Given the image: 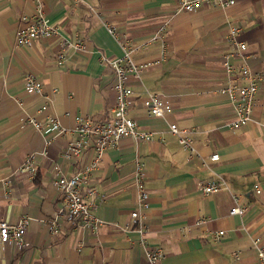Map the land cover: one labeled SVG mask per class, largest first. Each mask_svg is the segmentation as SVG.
<instances>
[{"label": "crops", "instance_id": "obj_1", "mask_svg": "<svg viewBox=\"0 0 264 264\" xmlns=\"http://www.w3.org/2000/svg\"><path fill=\"white\" fill-rule=\"evenodd\" d=\"M87 2L100 16L73 0H42L59 35L19 48L18 31L27 25L22 17L34 15L37 2L0 0V221L29 218L27 247L0 241V264H150L139 233L113 228L132 221L137 162L143 164L151 201L148 244L165 253L159 264H261L251 239L264 242V87L257 94L254 120L239 129L226 126L233 110L219 89L226 82L223 57L234 49L228 38L232 27L248 47L250 65L264 71V0H236L228 9L205 7L192 13H178L176 0ZM169 19L164 57L161 42L149 41ZM110 26L130 43H148L134 53L136 63L159 61L144 68L140 80L128 81L134 91L129 114L153 133V140L140 144L125 137L106 150L97 170L84 173L81 192L105 226L94 232L62 217L59 233L52 234L47 222L62 204L56 180L84 171L93 158L91 146L73 159L63 155L76 135L77 117L102 120L114 105L115 76L101 56L119 58L122 49ZM78 38L85 48H68L60 62L62 40ZM28 73L42 82L41 96L26 91ZM147 92L167 98L173 112L165 118L149 116L143 106ZM46 103L49 108L41 112ZM27 116L55 117L65 132L43 135L24 126ZM170 124L191 131L206 164L189 157ZM212 154L219 159L209 160ZM28 159L35 173L21 168ZM219 177L228 188L204 195L200 183ZM232 193L249 205L244 215L229 214ZM201 216L208 221L198 225ZM187 227L191 231L186 234ZM219 231L223 236H216Z\"/></svg>", "mask_w": 264, "mask_h": 264}, {"label": "built area", "instance_id": "obj_2", "mask_svg": "<svg viewBox=\"0 0 264 264\" xmlns=\"http://www.w3.org/2000/svg\"><path fill=\"white\" fill-rule=\"evenodd\" d=\"M37 2L36 13L32 16L22 17V21L27 25L19 29L16 46L27 47L32 41L38 38H49L59 35V28L51 23L47 18L42 0ZM76 4L86 5L89 8L87 0H73ZM178 13H192L202 8L228 9L236 5V0H176ZM92 12L100 16L99 12L91 8ZM173 23V19L163 22L153 34L149 42H161L162 56L165 57L167 45L165 43L167 27ZM109 33L118 41L122 56L119 58H110L101 56L103 65L111 67L115 82L113 92L115 94L114 105L105 119L97 120L90 117H77L76 135L69 141L64 151L66 159L79 157L85 148L92 147L93 158L88 167L71 177H59L55 184L62 197V204L56 211L55 218L47 222V228L52 234L59 233L60 227L58 220L62 217L71 222L82 224L89 227L94 232L107 224V222L92 213V205L88 203L81 192V186L86 182L84 173H90L97 170L103 160L106 150L109 147H117L120 141L125 137H130L137 143L145 144L153 140V133L140 128L138 122L129 114L131 107V97L134 95L132 87L129 85V79L140 80V74L144 68L154 66L157 62H149L145 65L134 61L133 55L148 43L136 44L130 43L122 33L115 27H108ZM239 29L232 27L228 35L229 41L234 46L231 53L223 57L222 69L226 77L225 84L219 89L222 95H225L232 106L233 117L227 122L230 129H239L252 122L254 110L257 106V94L264 87V71L254 69L249 63V54L247 45L239 38ZM73 48L77 51L85 48L83 39L78 38L74 41L64 39L61 42V53L57 56L60 62H65L67 58V49ZM163 57V58H164ZM162 58V57H161ZM234 59V60H233ZM26 91L32 95L41 96L43 94V84L35 73H28L24 77ZM143 106L151 117L165 118L173 112L172 103L159 93L147 92L143 99ZM49 105L42 106L41 112L46 111ZM24 126H31L37 132L43 135L50 133H64L65 129L59 119L55 117H46L38 119L36 116H27L24 120ZM263 126L264 129V125ZM170 132L177 136L181 146L188 152L189 157L196 156L206 164V158L202 157L196 148L191 131L181 129L176 124H170ZM51 141L47 140V145ZM218 154H212L209 157L211 161H217ZM31 173H35L36 167L31 159H28L21 167ZM143 164L137 162L134 184L136 188V208L131 212V223L127 225L114 224V230L136 231L140 236V245L145 248V255L150 264H159L164 259L165 253L161 248L151 247L148 244V226L146 224L147 212L150 209V194L144 185L142 174ZM226 181L219 177L212 181H203L200 183V190L204 195H214L221 190L227 189ZM233 205L229 210L230 215H244L249 209V205L242 201L241 195L232 193ZM207 217L201 216L197 220L198 225L205 224ZM29 226L27 215H21L16 223L10 224L7 221H0V241L1 243L12 242L20 248L27 247L25 236ZM191 229L186 228L185 233H190ZM224 231L216 233L217 237L223 236ZM253 247L261 264H264V242L261 237H253ZM239 256V253H234Z\"/></svg>", "mask_w": 264, "mask_h": 264}]
</instances>
